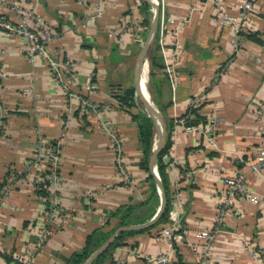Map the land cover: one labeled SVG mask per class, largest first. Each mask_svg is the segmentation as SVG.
Segmentation results:
<instances>
[{
	"label": "crops",
	"instance_id": "1",
	"mask_svg": "<svg viewBox=\"0 0 264 264\" xmlns=\"http://www.w3.org/2000/svg\"><path fill=\"white\" fill-rule=\"evenodd\" d=\"M11 1L0 0V16L15 22L21 8L32 14L31 24L36 19L51 24L60 38L48 45V54L75 61L76 81L64 89L47 58L30 59L25 39H7L0 29V69L5 72L0 82V189L17 174L0 210V253L22 264H65L113 211L131 206L124 214L127 224L121 216L112 217L104 230L113 231L110 237L117 233L114 241L126 231L144 230L125 234L99 264H152L151 258L166 253L168 264H200L201 250L193 245L204 240L197 235L215 229L219 232L206 264H264V170L261 175L252 173L244 164L259 152L264 136V0H253L250 21L238 35L216 22L214 0H159L167 18H184L178 47L167 39V49L175 52V91L163 72L166 61L159 45L164 67L152 82V96L163 122L173 126L183 116L194 125L198 120L203 125L214 117L219 120L213 144L183 129L172 135L168 158L177 164L168 167L169 213L177 209L179 199L183 240L164 238L169 218L163 225L153 227L156 220L121 230L149 222L151 218L142 220L153 210V216L157 213L162 195L167 205L164 187L161 191L155 175L148 178L138 165L142 159L138 122L116 96L134 86V56L146 33L143 3L149 0H106L104 12L94 19L90 17L99 0H15L17 8ZM219 1L238 13L242 0ZM158 28L154 39L159 44ZM196 96L201 99L191 107L189 100ZM196 107V113H189ZM101 122L122 139L125 166L132 176L129 185H124L113 142ZM51 144L59 147L61 175L51 193L63 212L43 239L48 197L39 194L35 176L47 173L49 162L38 160L37 153ZM239 172H247L253 196L234 198L219 222L221 176ZM154 186L157 195L151 196ZM0 264L9 263L0 256Z\"/></svg>",
	"mask_w": 264,
	"mask_h": 264
},
{
	"label": "built area",
	"instance_id": "2",
	"mask_svg": "<svg viewBox=\"0 0 264 264\" xmlns=\"http://www.w3.org/2000/svg\"><path fill=\"white\" fill-rule=\"evenodd\" d=\"M106 0H99L96 6V13L91 16V19L101 15L105 8ZM152 2H157V0H150ZM13 7L19 6V3L15 0L11 1ZM214 4L217 8L216 22L223 27H230L236 35H238L249 23L252 16V11L254 7L253 0H242L239 4L238 13H232L230 10L222 6L219 0H214ZM18 20L12 22L4 16H0V29L4 31L5 37L7 39H12L15 37H22L25 39L24 51L30 59H33L38 56L47 58L49 63L50 70L54 73L55 78L58 82L62 83L64 89L68 90L70 88L69 84H72L76 81L75 66L76 62L72 59H63L59 60L55 56L52 57L48 54L47 47L53 42L57 41L60 38V33L54 29V27L46 21L37 20L31 24L29 21L31 19V13L19 8L18 9ZM155 9H152L154 14ZM184 22V18H167L163 9L159 11V28H158V42L160 45L161 53L164 56L166 61V67L163 69V72L166 73L169 79L172 82V89H176V80L178 78V72L176 71L173 65V58L175 52L169 51L167 49V39L171 37V44L173 47H178L180 43V32ZM176 50V48H175ZM5 77V72L0 69V82ZM25 92L30 93L31 89L26 88ZM201 96L193 97L189 100L190 106L198 105ZM85 105L91 106L94 110L97 109V105L90 104L87 100H83ZM2 109L1 103V88H0V110ZM264 118V104L261 107V119ZM218 119L214 117L209 124H188V116H183L177 118L173 122V127L171 131V136H177L180 129H183L184 132L188 134H200L202 135L208 143L213 144L216 140V129L218 125ZM101 129L106 132L113 142V146L116 152L115 162L116 166L122 176L124 185H129L132 180V176L125 166V158L123 154L122 139L117 135L115 130L110 128L107 123L101 122ZM59 147L57 144L49 145L47 148L42 147L37 153L38 160H44L49 162L48 170L46 174L39 173L35 176V183L44 184V188L50 192V196L47 200L50 202V207H46L45 218L43 220L44 229L42 238L45 239L48 234V229L54 227L59 222V217L63 212L62 206L59 199L51 193L52 185L59 183L61 181V175L59 172ZM166 158L169 160L168 156ZM177 164L176 160L170 162L169 165L172 168ZM244 164L246 165L249 172L256 173L261 175L264 170V136L260 146L259 152L251 159L245 160ZM158 169V168H157ZM157 174L159 176L158 170ZM16 175L12 176V179L9 180L1 189H0V210L13 189V182ZM222 179V196L221 201L218 207V221L222 222L225 216L231 209V205L234 198L239 197H252L253 192L248 183L247 172H239L234 174H223ZM176 189L178 190L180 181L179 177H176ZM178 196V193H177ZM181 202L178 199L177 209H173L169 213V225L166 229L163 230L164 238H169L174 236L176 239L183 240L184 235L182 232H179L180 217H181ZM219 230H205L198 233V237L204 240L202 244H194L193 249L200 251L202 253V259L200 264H206L208 256L211 255L214 250L213 241L218 235ZM152 264H168L170 261L169 255L162 254L158 257L151 258Z\"/></svg>",
	"mask_w": 264,
	"mask_h": 264
},
{
	"label": "trees",
	"instance_id": "3",
	"mask_svg": "<svg viewBox=\"0 0 264 264\" xmlns=\"http://www.w3.org/2000/svg\"><path fill=\"white\" fill-rule=\"evenodd\" d=\"M144 5V13H145V18L143 21V25L146 26L147 30L150 27L151 24V17L153 15V13L151 12L150 8V3H148L147 1H144L143 3ZM147 34V32L145 33V35ZM159 44L157 43V39L154 40L152 48L149 50L148 53V57L150 60V65H151V70L149 72V77H150V81H149V89L152 87V82L155 78V76L157 75V73H160L163 69V63L161 61V58L159 56ZM136 89L135 87L132 85L124 90H122L121 92H119L116 96L119 100L120 105L126 109L129 113H131V115L133 116V118L138 122V128H139V141L141 144V151H142V159L139 162V167L143 170H145L149 175L148 178L150 179H154V175L151 172L150 166H149V162H150V156L152 154L153 151V140L156 134V131L154 132V122L152 120L151 117L148 116V114L141 108L138 106L137 102H136ZM137 108V112L134 113L132 111V108ZM197 107L193 108L190 110L189 113H196L197 112ZM204 122V121H201ZM200 121L198 120V123L195 124H199ZM188 124H192L191 121H188ZM194 125V124H192ZM164 126L166 129V145L165 147L160 151L159 155H158V159H157V168H158V172L166 193V198H167V205L166 208L163 212V214L159 217L158 221L153 225L154 226H159V225H163L164 223L167 222L168 217H169V209L171 207V191H170V182H169V175H168V167H169V160H167L166 156H168L169 154V150L172 146V136H171V131H172V122L168 123L166 121H164ZM156 144L158 146L159 144V137L157 134L156 137ZM7 181V180H6ZM4 182L1 186V188L7 183ZM36 186L38 188V192L40 195L44 196V197H49L50 194L49 192L46 190V188H44V184H37ZM151 191V196L153 195H157V189L156 186H154L152 188ZM46 207H50V202L46 201L45 203ZM131 212V206H128L125 209H118L117 211H113L110 216L109 219L112 217H118L121 216V219L127 224L126 220H125V215L127 213ZM154 214V210L151 211V213L147 216L146 219L142 220V221H146L147 219H150L153 217ZM106 220L105 224L99 228H97L96 230H94L88 237L86 240V243L84 245V247L78 251H75L71 254V256L69 258L66 259V263L65 264H82L91 254L92 252L97 249L100 245H102V243H104L112 234V230L111 231H105L104 227L106 225H108L110 223V220ZM144 229H140V230H133V231H126L122 234H120L117 239L111 244V246L104 252L102 253L100 256H98L93 264H99L101 262V260L103 259V257L113 248L115 247L118 243L119 240H121V238L128 233H134V232H139V231H143ZM0 256L4 257L7 262L9 264H22L19 263L18 261H15L13 258L8 257V256H4L0 253Z\"/></svg>",
	"mask_w": 264,
	"mask_h": 264
},
{
	"label": "water",
	"instance_id": "4",
	"mask_svg": "<svg viewBox=\"0 0 264 264\" xmlns=\"http://www.w3.org/2000/svg\"><path fill=\"white\" fill-rule=\"evenodd\" d=\"M149 2L153 5L155 12H154L151 24H150V30H149L148 37L145 41V44L142 48V51L139 55V58L137 60V64L135 67L134 87L140 94H142L144 111L148 114L149 117L152 118L154 125H155V128H156V132H157L158 137H159V144H158L156 149H153L152 154L150 156V169H151L152 174L155 175L158 188L161 191H163L162 181H161L160 177L158 176L156 170H158L157 169L158 155H159L160 151L166 145V137H167L166 136V129L164 126L162 115L160 114L158 108L156 107V105H155V103H154V101L150 95L149 89H144V85H143V81H142V76H143V72H144V65H145L146 61L149 59V57H148L149 49H150L152 42L155 38L157 28H158V24H159V11H160L159 3L152 2L150 0H149ZM165 208H166V200H165V196L162 195L160 207H159L157 213L151 218V220L149 222H147L145 224L138 225V226H130V227L122 228L121 230L128 229V228L149 226V225L153 224L154 222H156V220H158V218L163 214ZM116 235H117V233L114 234L113 236H111L108 240H106L99 248H97L85 260V262L83 264H92V262L98 256H100L112 244Z\"/></svg>",
	"mask_w": 264,
	"mask_h": 264
},
{
	"label": "rangeland",
	"instance_id": "5",
	"mask_svg": "<svg viewBox=\"0 0 264 264\" xmlns=\"http://www.w3.org/2000/svg\"><path fill=\"white\" fill-rule=\"evenodd\" d=\"M157 3H159V0H157ZM152 9H153V6L150 8V10H151V12H152ZM161 10V9H160ZM152 17H153V15H152ZM152 17H151V20H152ZM145 32H147V34L146 35H144L143 36V39H144V41L143 40H141V42L143 41V45H144V43H145V41H146V39H147V37H148V34H149V29L147 30V28H146V30H145ZM155 40V39H154ZM154 40H153V42H154ZM143 45L142 46H140L139 48H138V50H137V54L134 56V61H136V60H138V58H139V55H140V53H141V51H142V48H143ZM134 65H135V63H133V67L132 68H134ZM145 73H146V63H145V65H144V72H143V76H142V81H143V79H144V77H145ZM133 79H134V76H133ZM149 92H150V95H151V97H152V99H153V92H152V87L149 89ZM136 97V102H137V104L139 105V107H141V108H143V110H144V107H143V100H142V94H140L137 90H136V95H135ZM154 100V99H153ZM167 134V133H166ZM161 179V178H160Z\"/></svg>",
	"mask_w": 264,
	"mask_h": 264
},
{
	"label": "bare ground",
	"instance_id": "6",
	"mask_svg": "<svg viewBox=\"0 0 264 264\" xmlns=\"http://www.w3.org/2000/svg\"><path fill=\"white\" fill-rule=\"evenodd\" d=\"M150 61L147 60L146 61V73H145V77H144V89H149V81H150V77H149V72H150ZM155 132V129H154ZM156 137H157V133L155 134L154 140H153V148L156 149L157 148V144H156Z\"/></svg>",
	"mask_w": 264,
	"mask_h": 264
}]
</instances>
